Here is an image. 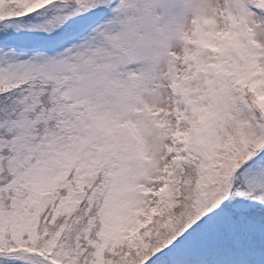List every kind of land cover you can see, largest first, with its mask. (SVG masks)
Wrapping results in <instances>:
<instances>
[{"label":"snow or ice","instance_id":"snow-or-ice-1","mask_svg":"<svg viewBox=\"0 0 264 264\" xmlns=\"http://www.w3.org/2000/svg\"><path fill=\"white\" fill-rule=\"evenodd\" d=\"M0 264H264V0H0Z\"/></svg>","mask_w":264,"mask_h":264}]
</instances>
